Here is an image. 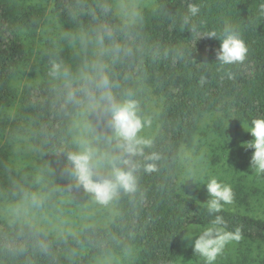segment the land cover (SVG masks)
<instances>
[{
	"label": "trees",
	"instance_id": "1",
	"mask_svg": "<svg viewBox=\"0 0 264 264\" xmlns=\"http://www.w3.org/2000/svg\"><path fill=\"white\" fill-rule=\"evenodd\" d=\"M199 6L197 16L189 5ZM264 0H155L132 21L116 13L115 0H0V200L18 202L39 195L55 206L83 187L67 159L80 151L73 118L84 106L102 111L106 76L118 102L135 99L141 112L157 105V127L130 158L136 191H119L107 205L115 212L106 225L78 233L52 234L18 220L0 218V264H94L96 259L130 253V264H178L187 232L214 218L206 204L180 188V158L207 115L217 131L224 120L246 124L264 117ZM49 10V11H48ZM48 14L65 34L42 35ZM235 27L248 53L243 62L221 66L220 41L206 36ZM33 62V63H32ZM53 64L59 68L53 74ZM78 72H82L79 76ZM20 78L13 84V78ZM23 81V82H22ZM26 137L35 164L17 167L10 143ZM113 142L110 156L121 149ZM252 149L235 151L231 166L249 183L232 187L234 200H264V173L250 165ZM155 153L159 159L148 160ZM154 163L155 170H144ZM127 168V166H122ZM108 175L97 171L94 179ZM227 229L241 230L214 264H264V218L224 208ZM192 253V251H191ZM191 262L205 264L197 253Z\"/></svg>",
	"mask_w": 264,
	"mask_h": 264
},
{
	"label": "rangeland",
	"instance_id": "2",
	"mask_svg": "<svg viewBox=\"0 0 264 264\" xmlns=\"http://www.w3.org/2000/svg\"><path fill=\"white\" fill-rule=\"evenodd\" d=\"M116 13L122 20L132 21L141 9L154 8L155 0H115ZM49 11V10H48ZM67 30L58 24L56 18L48 14L47 21L42 27V35L65 34ZM33 63V62H32ZM79 76L82 72H78ZM18 76L13 78V84H19ZM23 82V81H22ZM157 105L153 104L149 111H138L141 119H149L151 122L143 127L138 136L150 140L157 127ZM214 115L205 116L199 124L196 135L190 145L181 154L179 171L181 191L193 199L205 202L208 198L206 188L202 182H207L211 177L226 183L232 187L239 182L249 183V177L243 179L240 172L236 171L228 160L236 151L243 152L246 148L244 141L252 139L246 130V124H235L224 120L220 131L212 125ZM74 140L81 150L84 142L92 146L101 156L110 154L113 142L118 141L113 135L110 118L105 111L96 105L82 107L73 118ZM97 137H100L97 140ZM112 137L111 142H108ZM4 142L5 137L0 138ZM10 161L17 167H31L35 164L33 149L26 137H20L10 143ZM39 195L23 199L18 202L0 200V218L18 220L34 224L52 234L78 233L83 227L99 224H108L115 212L108 205L98 203L92 194L86 192L83 187L74 192L65 194L58 200L55 206H48L37 201ZM247 202L233 200L224 208L247 212L255 217L264 218V200L259 197H249ZM205 204V203H204ZM201 228L190 232L198 234ZM194 239V237H193ZM230 245L227 244L226 247ZM225 247V248H226ZM226 250V249H224ZM193 248L191 240L187 239L178 264H194L191 260ZM131 254L106 256L96 259L94 264H130Z\"/></svg>",
	"mask_w": 264,
	"mask_h": 264
},
{
	"label": "clouds",
	"instance_id": "3",
	"mask_svg": "<svg viewBox=\"0 0 264 264\" xmlns=\"http://www.w3.org/2000/svg\"><path fill=\"white\" fill-rule=\"evenodd\" d=\"M199 11L198 5L194 3L189 5L192 16H197ZM261 11L264 12V4L261 5ZM206 36L219 39L220 45L216 50V59L221 66L237 64L246 59L248 48L240 32L232 25L225 24L219 36L216 31H209ZM58 68L59 65L53 64V74ZM98 87L104 89L102 98L107 102L104 111L110 118L114 137L121 141L118 144L121 154L115 157L105 154L102 157L104 163H101V156L97 151L84 142L81 150L69 152L67 159L71 163V171L75 179L83 186V189L92 194L98 203L107 205L120 190L129 193L136 191L135 171L139 165L130 157L143 155V148L151 145L150 140L138 136L141 129L151 121L142 120L138 115L139 105L135 99L116 101L108 90L109 81L106 76L100 81ZM246 130L251 134L252 139L242 142L243 146L252 149L250 165L258 174H262L264 173V117L253 118L250 127ZM99 139L100 137H97V140ZM107 139L111 142L112 137ZM147 159L155 161L159 157L153 153ZM101 169H107L108 175L94 179L97 171ZM144 170L154 171L155 164L145 163ZM202 183L208 194L207 200L203 203L206 204L208 214L214 218L210 219L198 234L187 232L182 239L191 240L194 253L199 254L205 264H214L227 244L241 239V230L239 227L234 231L228 230L227 221L220 214L225 205L233 203L234 192L231 186L218 181L215 177Z\"/></svg>",
	"mask_w": 264,
	"mask_h": 264
}]
</instances>
